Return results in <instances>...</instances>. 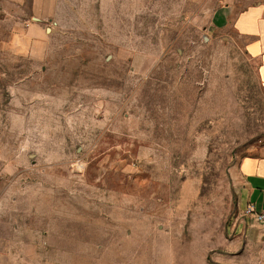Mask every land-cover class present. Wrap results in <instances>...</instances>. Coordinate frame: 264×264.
Returning <instances> with one entry per match:
<instances>
[{"label":"rangeland","instance_id":"obj_1","mask_svg":"<svg viewBox=\"0 0 264 264\" xmlns=\"http://www.w3.org/2000/svg\"><path fill=\"white\" fill-rule=\"evenodd\" d=\"M218 2L44 0L38 55L4 24L0 235L17 264H264L240 171L264 154V88L205 30Z\"/></svg>","mask_w":264,"mask_h":264},{"label":"crops","instance_id":"obj_2","mask_svg":"<svg viewBox=\"0 0 264 264\" xmlns=\"http://www.w3.org/2000/svg\"><path fill=\"white\" fill-rule=\"evenodd\" d=\"M44 0H0V33L11 24L12 45L29 55H38L47 47L51 28L45 24ZM29 6V7H28ZM219 34L223 41L240 44L249 58L257 63V75L264 88V0H219L205 28ZM23 41L19 43V41ZM19 48V47H18ZM243 177L242 195L247 202L264 210V154L245 157L240 164ZM243 216L248 217L244 214ZM250 218V217H248ZM16 247L8 235H0V264H17Z\"/></svg>","mask_w":264,"mask_h":264},{"label":"built area","instance_id":"obj_3","mask_svg":"<svg viewBox=\"0 0 264 264\" xmlns=\"http://www.w3.org/2000/svg\"><path fill=\"white\" fill-rule=\"evenodd\" d=\"M244 214L256 222L264 223V210H258L257 206L253 203L247 205Z\"/></svg>","mask_w":264,"mask_h":264}]
</instances>
